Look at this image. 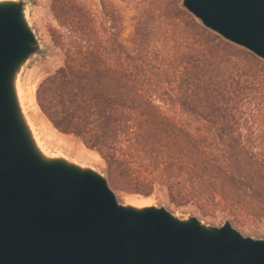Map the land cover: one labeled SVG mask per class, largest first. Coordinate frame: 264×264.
Wrapping results in <instances>:
<instances>
[{"label": "trees", "instance_id": "1", "mask_svg": "<svg viewBox=\"0 0 264 264\" xmlns=\"http://www.w3.org/2000/svg\"><path fill=\"white\" fill-rule=\"evenodd\" d=\"M58 1L65 12L53 38L65 60L37 91L54 126L96 150L118 189L149 197L160 187L178 207L195 203L264 219V157L244 136L235 110L227 113L233 96L241 97L240 84L251 77L245 64L264 75L263 62L204 27L174 0L162 17L187 30L189 50L162 81L154 72L173 67V59L163 63L148 48L145 31L138 29L134 44L119 47L127 55L121 60L91 11L77 0ZM113 15L107 14L110 21ZM259 78L253 77L262 83ZM166 101L210 118L216 139L198 138L166 112L161 105Z\"/></svg>", "mask_w": 264, "mask_h": 264}, {"label": "water", "instance_id": "2", "mask_svg": "<svg viewBox=\"0 0 264 264\" xmlns=\"http://www.w3.org/2000/svg\"><path fill=\"white\" fill-rule=\"evenodd\" d=\"M204 27L264 60V0H182ZM40 45L23 0H0V264H264V239L164 206L121 203L102 173L48 157L18 101Z\"/></svg>", "mask_w": 264, "mask_h": 264}, {"label": "rangeland", "instance_id": "3", "mask_svg": "<svg viewBox=\"0 0 264 264\" xmlns=\"http://www.w3.org/2000/svg\"><path fill=\"white\" fill-rule=\"evenodd\" d=\"M23 1L27 19L40 45L39 51L32 55L24 64L17 79L18 89L23 91L26 98H30L33 91L36 95V104L25 103V115L30 127L31 125L33 126L31 127L32 132L39 146L48 157H64L82 167L92 168L109 179L107 164L96 150L89 148L75 134L65 133L56 128L43 111L39 110L41 109L37 101L39 85L45 78L54 74L63 66L65 60L63 50L57 46L53 38L55 29L61 28L58 16L65 12L64 3L58 0ZM77 1L96 16L98 28L105 39L112 43L113 48L116 50V57H120L121 60L125 61L127 55L119 47L134 44L139 39V37L135 36V32L138 29L145 31L147 34L146 39L149 41L148 43L146 41L148 48L161 54L163 63H169L168 58L173 59L171 62L173 67L167 64V68L162 70L157 68L155 70L156 78L162 81L169 80L171 73L175 70L174 67L180 66L181 61L189 50L187 30L185 31L182 25L178 27L175 24H169L162 17L164 8L174 0ZM180 5L182 6V0H180ZM109 12L114 14L113 18L115 17V21L109 20L107 16ZM165 35H167L166 38ZM220 38L222 37L220 36ZM222 39L225 40L224 38ZM233 45L244 49L235 44ZM166 50L170 52V56L166 53ZM259 59L264 64V60ZM245 66L251 70V77H247V82L242 81L240 84L242 88L241 97L237 100L233 96V101L228 105L230 109H228L227 113L230 110H235L236 117L242 124L244 136L249 138L256 151L262 153L264 157V75L252 63H247ZM259 76V80L261 79L263 84L257 79L254 81L253 77L257 78ZM197 100L199 101L198 97ZM161 105L166 112L175 115L180 120V123L189 125L198 138L207 139L208 143H212L216 139L209 123L210 118L202 116L200 111H195V113L186 112L180 105L173 104L171 101L162 102ZM32 106L33 108H31ZM40 141L43 142L41 143ZM47 149L49 150L47 151ZM110 185L115 190L121 203H124L127 197L137 196L140 200H142L141 197H144L145 203L142 207L164 206L180 218L186 219L190 216H197L204 223L213 226H222L227 221H230L243 235L264 239V219H256L247 213L235 214L224 208L215 210L209 208L208 205L203 209L195 203L178 207L170 201L166 191L160 187L151 196L147 197L141 194L125 192L116 188L111 182Z\"/></svg>", "mask_w": 264, "mask_h": 264}, {"label": "bare ground", "instance_id": "4", "mask_svg": "<svg viewBox=\"0 0 264 264\" xmlns=\"http://www.w3.org/2000/svg\"><path fill=\"white\" fill-rule=\"evenodd\" d=\"M18 101H19V105H20V107H21V110L25 113V111H26V106H25V103H27V102H29L30 104L31 103H33V104H36V95L34 94V91H33V93H31V95H30V98H26V96L24 95V93H23V91H21L20 89H18ZM27 94V93H26ZM29 105V104H28ZM31 108H33V106L31 107ZM39 110H41V109H39ZM42 112V111H41ZM32 123V122H31ZM31 127H33L32 125H31ZM37 132V131H36ZM35 133V132H34ZM41 143L43 142V141H40ZM41 145V144H40ZM44 146V145H43ZM45 147H47V146H45ZM50 148V147H49ZM44 149V148H43ZM49 149H47V151H48ZM47 153V152H46ZM127 197V196H126ZM136 197V198H135ZM144 198V197H143ZM142 197H141V199L142 200H140V199H138L137 198V196H133L132 198L130 197V198H126V200H125V204L127 205V206H130V207H132V208H138V209H141V208H143L142 206H143V204L145 203V201H144V199H143ZM125 199V198H124Z\"/></svg>", "mask_w": 264, "mask_h": 264}]
</instances>
